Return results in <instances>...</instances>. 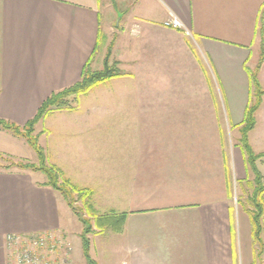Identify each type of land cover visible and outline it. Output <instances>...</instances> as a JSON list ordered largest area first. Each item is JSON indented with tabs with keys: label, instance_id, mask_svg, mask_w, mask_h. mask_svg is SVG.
<instances>
[{
	"label": "crops",
	"instance_id": "1",
	"mask_svg": "<svg viewBox=\"0 0 264 264\" xmlns=\"http://www.w3.org/2000/svg\"><path fill=\"white\" fill-rule=\"evenodd\" d=\"M263 6L264 0H0L2 120L26 124L51 94L79 82L86 64L100 70L112 44L122 75L91 90L112 107L82 108L89 91L77 107L50 112L35 133L49 165L91 192L82 205L93 223L101 228V218H113L97 233L112 235L114 264H253L250 222L231 197L247 179L235 144ZM171 15L190 36L164 27ZM259 80L264 89V62ZM249 142L264 153V97ZM0 155L36 161L23 140L1 130ZM1 165L0 264H9L6 235L70 242L65 230L75 216L43 185L45 176Z\"/></svg>",
	"mask_w": 264,
	"mask_h": 264
},
{
	"label": "trees",
	"instance_id": "2",
	"mask_svg": "<svg viewBox=\"0 0 264 264\" xmlns=\"http://www.w3.org/2000/svg\"><path fill=\"white\" fill-rule=\"evenodd\" d=\"M259 24L261 36L263 38L264 6ZM261 45H263V41L261 42ZM111 50L112 44L107 49L101 70L93 71L90 66L86 64L82 70L79 82L69 88L51 94L42 102L35 116L23 126H18L14 123L0 119V130L15 138L23 140L37 158V164H32L30 162L14 161L8 157L0 155V161L3 162L1 167L6 170L16 168L19 170L41 173L46 178L43 185L57 191L71 209L73 208L72 203L74 197L77 201L81 200L87 203L91 197V192L87 189H81L74 186L63 176L59 168L47 165L45 150L38 143V135H35V126L52 111L70 109V98H73L74 102L77 103L78 97L87 94L92 89L106 84L114 78L120 77L122 73L118 68V63L111 60ZM263 62L264 52H262L255 70L249 73L250 97L244 112L243 121L238 128L240 135L238 145L243 154L246 169H250L254 175L253 192L247 199L251 208H245L244 212L249 218L252 242L255 245L258 243L260 246L263 245L264 242V184L262 183L261 173L257 169L255 163L257 160L264 158V154H256L252 150L248 135L255 127V114L259 109L261 98L264 95V90L261 88L258 80V72ZM251 185L252 184H250V186ZM100 221L102 222L101 228L106 226L105 224L109 225L110 223H114L113 218L106 216L101 218ZM95 225L98 230L101 229L99 228L100 224L98 219L96 220ZM91 232L92 230H89L88 227V229L84 231V234L80 235L85 264H96L90 257V241L87 236ZM263 248L264 246L261 247L260 253Z\"/></svg>",
	"mask_w": 264,
	"mask_h": 264
},
{
	"label": "rangeland",
	"instance_id": "3",
	"mask_svg": "<svg viewBox=\"0 0 264 264\" xmlns=\"http://www.w3.org/2000/svg\"><path fill=\"white\" fill-rule=\"evenodd\" d=\"M257 41H259L260 45H261V42L263 41V45L260 46L259 51L256 49V51H254L252 54L250 67H252L253 64H255L256 62L257 63L255 65V67L252 68V70L250 72H253L255 70V68H256V66L259 63V60L261 58L262 52H264V37L262 38V36H261L260 24H259V35L257 37ZM260 69H261V67H260ZM259 73H260V70L258 72V80H259ZM259 82H260V80H259ZM260 85H261V83H260ZM261 88L263 89L262 86H261ZM98 96H99V90L91 91L87 97H84V99H82L81 107L82 108H96V107H100L99 105H103V106L106 105V107H112L113 101L110 98H109V100H106V99L99 100ZM263 97H264V95L261 98V104H260L259 108L262 105ZM78 102H79L78 99H77V103H75L73 98H70V100H69L70 107L71 108L77 107ZM258 110H257V112H258ZM257 112L255 114V126H256ZM50 126L51 125H49V127ZM51 127H53V126H51ZM237 131H238L237 132L238 135H236L237 140H236L235 145L239 148L238 142H239L240 135H239V130H237ZM35 135H37V134L35 133ZM228 136H229V141L232 143H235L232 140V138H234L235 134L233 133V136H232V134L231 135L229 134ZM248 139H249V135H248ZM38 143H39V141H38ZM251 148H252V146H251ZM239 150H240V148H239ZM252 150H253V148H252ZM255 153L256 154H264V153H257V152H255ZM242 156H243V154H242ZM243 160H244V158H243ZM32 164H37V158H36V161L33 162ZM47 165H49L48 162H47ZM255 165H256L257 169L259 170V172L261 173L262 183L264 184V158L257 160ZM244 166H245V163H244ZM245 171L247 173V175H246L247 179L243 183H239V184L235 185L233 195L231 197V204L234 206L233 209L235 210V212H237L240 215L245 214V212H244L245 208H251L247 202V199L253 192L254 175L252 174L250 169H246V166H245ZM250 184H252V185L250 186ZM82 204H86V202L81 201V200L77 201L74 197L73 203H72L73 208L72 209L70 208L71 211L73 212L74 216H75L74 218H72L73 226L68 227L65 230V233L66 234L68 233L69 237L71 238L70 242H68V243L70 245L69 247H70L71 253H72L71 254L72 255V264H85V258L83 257V253H82L80 235L84 234V231H86L88 229V227H89V230L90 229L92 230V232L90 234H88V236H87L89 241H90V245H91V249H90V251L92 253L91 259L94 260L97 264H114L113 259H112V255L110 253V250L112 251V239H113L112 235L107 233V232L97 233L98 229L96 228L95 224L93 223L94 219H93V215H91L92 213L88 211V208H84ZM78 233H80V235H78ZM107 241H109V242H107ZM252 246H253V252H254L253 264H264V248L262 249V251L260 253V249H261V247L264 246V242H263V245H261V246L258 243H256V245H255L252 242Z\"/></svg>",
	"mask_w": 264,
	"mask_h": 264
},
{
	"label": "built area",
	"instance_id": "4",
	"mask_svg": "<svg viewBox=\"0 0 264 264\" xmlns=\"http://www.w3.org/2000/svg\"><path fill=\"white\" fill-rule=\"evenodd\" d=\"M164 27L182 30L190 36L189 31L180 20L171 15L164 22ZM5 248L9 264H72V253L69 243L61 237L47 235H6Z\"/></svg>",
	"mask_w": 264,
	"mask_h": 264
}]
</instances>
